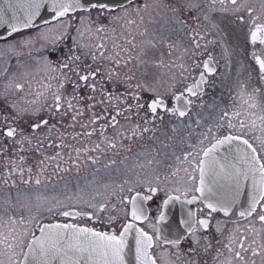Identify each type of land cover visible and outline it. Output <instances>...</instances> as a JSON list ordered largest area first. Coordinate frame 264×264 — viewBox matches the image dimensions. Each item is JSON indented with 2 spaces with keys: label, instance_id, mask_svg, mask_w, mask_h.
I'll return each mask as SVG.
<instances>
[{
  "label": "snow or ice",
  "instance_id": "1",
  "mask_svg": "<svg viewBox=\"0 0 264 264\" xmlns=\"http://www.w3.org/2000/svg\"><path fill=\"white\" fill-rule=\"evenodd\" d=\"M0 27V264H264V0H0Z\"/></svg>",
  "mask_w": 264,
  "mask_h": 264
},
{
  "label": "flooded vegetation",
  "instance_id": "2",
  "mask_svg": "<svg viewBox=\"0 0 264 264\" xmlns=\"http://www.w3.org/2000/svg\"><path fill=\"white\" fill-rule=\"evenodd\" d=\"M148 2L149 3H154V2H156V0H148ZM256 2L258 3V0H256ZM157 19H158V17H157ZM137 23L139 24V20H138V18H137ZM144 27H146L147 29H148V36H145V37H141L140 35H138L137 34V32H138V30H137V28H136V26H133V32H132V35L135 37V42L136 43H139L141 40H143V39H148V38H150V36H151V34H152V32H153V29H159V27H160V24L159 23H156V24H151V23H149V18H148V15L147 14H145V19H144V24L143 25H141V29H143ZM118 31H119V29H118ZM125 35H127V33H125ZM131 38V37H130ZM6 39H9L8 37H5V38H2V39H0V45H2L4 42H5V40ZM256 50H257V52L262 56V57H264V51H262L261 50V48H260V45H256ZM26 51V50H25ZM249 51H251V48H249ZM164 52H165V59L167 60V59H169V57L166 55V53H167V49H164ZM156 55L157 56H159V52H157L156 53ZM172 58H175V54L173 55V57ZM5 66V64H4V62L3 61H0V69H2L3 67ZM3 88V79L2 78H0V89H2ZM77 132H79V131H81V129L79 128V126H77V128L75 129ZM71 131V130H70ZM109 131H111V130H109ZM97 139V137L96 136H93L92 138H91V140H86V141H84L85 143H91V141H93V140H96ZM70 142H72V141H70ZM2 161H0V176H2V172H3V170H2ZM67 166V165H66ZM69 178H72V177H74L75 176V169H73V171L72 172H70V173H67L66 174ZM56 177H53V182H56ZM17 180H18V178H17ZM22 187V186H21ZM14 191H16V189H13ZM45 194H47V195H51L52 193H51V191H49V192H46ZM173 208L174 209H180V207L179 206H177L176 204L173 206ZM49 219H51V218H49ZM56 220H59L60 222H70V221H65L63 218H60V217H56L55 218V220H53L52 222H55Z\"/></svg>",
  "mask_w": 264,
  "mask_h": 264
},
{
  "label": "water",
  "instance_id": "3",
  "mask_svg": "<svg viewBox=\"0 0 264 264\" xmlns=\"http://www.w3.org/2000/svg\"><path fill=\"white\" fill-rule=\"evenodd\" d=\"M120 2H126V0H120ZM6 36H7L6 30L3 27H0V38L6 37ZM176 205L180 207L179 204H176ZM173 206L174 205H170L167 212H168V215L170 218H174L175 220L178 221L180 218L181 209H174ZM37 234H39V233H37Z\"/></svg>",
  "mask_w": 264,
  "mask_h": 264
},
{
  "label": "rangeland",
  "instance_id": "4",
  "mask_svg": "<svg viewBox=\"0 0 264 264\" xmlns=\"http://www.w3.org/2000/svg\"><path fill=\"white\" fill-rule=\"evenodd\" d=\"M5 191H11L13 194H15V192H16L13 189L7 188L5 185L0 183V194H2Z\"/></svg>",
  "mask_w": 264,
  "mask_h": 264
},
{
  "label": "bare ground",
  "instance_id": "5",
  "mask_svg": "<svg viewBox=\"0 0 264 264\" xmlns=\"http://www.w3.org/2000/svg\"><path fill=\"white\" fill-rule=\"evenodd\" d=\"M2 38H5V37H2Z\"/></svg>",
  "mask_w": 264,
  "mask_h": 264
}]
</instances>
